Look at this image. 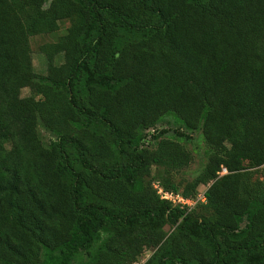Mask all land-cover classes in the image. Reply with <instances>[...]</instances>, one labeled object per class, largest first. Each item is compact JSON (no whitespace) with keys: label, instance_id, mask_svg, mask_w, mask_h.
Wrapping results in <instances>:
<instances>
[{"label":"trees","instance_id":"trees-1","mask_svg":"<svg viewBox=\"0 0 264 264\" xmlns=\"http://www.w3.org/2000/svg\"><path fill=\"white\" fill-rule=\"evenodd\" d=\"M63 20L35 72L28 38ZM263 49L264 0H0V264H130L142 247V264H264ZM166 115L207 145L183 184L186 135L141 143ZM153 166L184 198L207 184L203 200L160 198Z\"/></svg>","mask_w":264,"mask_h":264},{"label":"rangeland","instance_id":"rangeland-1","mask_svg":"<svg viewBox=\"0 0 264 264\" xmlns=\"http://www.w3.org/2000/svg\"><path fill=\"white\" fill-rule=\"evenodd\" d=\"M47 2H45L46 4ZM44 4V5H45ZM67 26V21L63 20L59 22L58 29L53 33L48 34H37L32 35L28 38L29 48H30V58L32 68L37 73H44L45 72V61L39 52L38 48L42 43L51 42L56 39L58 35L64 32ZM263 53L259 56V60L264 62V49ZM62 60V54H56L53 59L54 64H58ZM30 94V91L27 87H22L20 89V96H27ZM37 131L39 133V137L43 143H47L49 140L53 139L54 136L49 131L45 130L41 125L37 126ZM174 131L181 132L182 134L186 135L187 137L184 138L183 136L178 139L179 142L191 153V161L188 163L187 166L179 168L176 171H170L169 176L171 180L176 183L183 184L184 181L191 180L203 167L206 161V149L207 145L205 144L199 130H188L184 128L181 124L173 119L171 115L163 116L155 125L152 127L147 128L144 132V137L142 140V144L149 147L154 146V141L158 136H160V132H163L161 136H167L169 138H174L175 134ZM13 158V157H12ZM161 167L153 166L150 168V174L146 178H151V183L156 182L159 180V175L161 174ZM264 175V163L257 168L253 177L260 179ZM207 184L198 185L196 187V192L193 201H202V192L205 189ZM190 204V202L188 203ZM164 230L168 229L167 225L163 226ZM104 234H101L103 236ZM150 253L148 248L141 249L139 255L137 256V263L142 264L145 258ZM85 259V254L83 251L78 252L75 254L74 258L70 262V264H81L82 261Z\"/></svg>","mask_w":264,"mask_h":264},{"label":"built area","instance_id":"built-area-1","mask_svg":"<svg viewBox=\"0 0 264 264\" xmlns=\"http://www.w3.org/2000/svg\"><path fill=\"white\" fill-rule=\"evenodd\" d=\"M226 170L224 167L220 168V171H218V175H221L223 173H225ZM153 187L156 189V193L159 195L160 198L163 199H167L169 200L172 204H177V205H185L187 207L192 206L194 203H191V201H193V199L190 198H184L182 197L180 194L178 193H172V192H167L165 190H163L158 184L153 183ZM203 200V198H202ZM190 202V204H188ZM130 264H138L137 261H134Z\"/></svg>","mask_w":264,"mask_h":264}]
</instances>
